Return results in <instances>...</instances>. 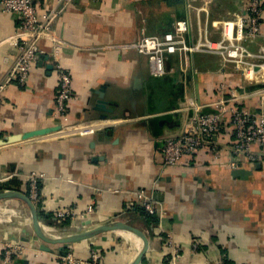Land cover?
Returning <instances> with one entry per match:
<instances>
[{
	"label": "crops",
	"instance_id": "1",
	"mask_svg": "<svg viewBox=\"0 0 264 264\" xmlns=\"http://www.w3.org/2000/svg\"><path fill=\"white\" fill-rule=\"evenodd\" d=\"M57 1L35 0L39 17L43 19ZM244 8L242 0L73 1L53 25L64 43L59 58L72 79V99L66 114L58 116L59 74L52 63V45L43 40L27 84L11 80L1 95L0 193L16 191L30 197L29 176L43 175L38 181L40 200L30 199L50 238L122 222L140 229L149 240L141 264H168L167 234L178 244V264H264V149L254 147L260 156L255 163L240 162L232 169L235 137L228 119L214 138L221 157L207 146L193 160L167 167L162 154L166 142L193 123V113L181 109L184 100L195 98L212 112L210 106L221 97L219 85L228 82L238 90L242 107L260 113L264 92L252 90L242 74L231 64L224 67L216 54L178 52L167 59V74L157 78L148 58L128 47L142 33L172 32L180 19L189 21L185 38L194 47L206 18L221 20ZM19 26V16L4 14L0 6V84L18 56L11 38ZM260 48L264 18L260 37L250 46L253 52ZM100 94L107 102L104 110L97 109ZM97 121L106 127L93 135L54 138L53 130L62 124ZM42 130L50 134L7 141ZM139 192L164 205L166 212L156 227L136 210L143 208ZM89 208L93 212L84 216L85 221L58 217L61 210L80 216ZM89 221L92 224L83 226ZM3 229L8 233L0 236V264H62L59 256L68 251L81 259L97 251L103 264H131L143 247L138 236L123 230L69 244L66 250L61 244H45L35 235L30 210L20 199L0 200ZM8 234L18 240L9 241ZM8 242L22 243L25 255L6 262Z\"/></svg>",
	"mask_w": 264,
	"mask_h": 264
},
{
	"label": "built area",
	"instance_id": "2",
	"mask_svg": "<svg viewBox=\"0 0 264 264\" xmlns=\"http://www.w3.org/2000/svg\"><path fill=\"white\" fill-rule=\"evenodd\" d=\"M73 1L75 0H58L43 19L38 15L35 0L1 1L2 12L17 14L20 18V26L15 36L11 38L17 47L18 56L7 80L0 84V101L2 93L11 80H16L20 86L27 84L38 56L42 53L40 43L48 40L52 45V63L60 80L55 100L56 111L58 116L66 114L68 103L72 99V79L61 64L59 56L64 43L54 33L53 25ZM242 1L245 2L243 12H234L229 17L211 22L206 18L205 23L200 25L199 40L194 47H190L185 38L190 30L189 21L186 19L177 20L172 32L152 36L142 33L138 40L128 47L148 58L151 73L157 78L167 74L166 62L169 56L178 52L184 54L201 52L220 56L224 67L233 65L242 74L246 84H264V48H260L258 52L250 49L261 35L264 0ZM219 90L221 97L210 106L214 109L212 112L206 111L207 106L202 105L195 98L184 100L181 109H187L193 113V123L183 135L166 142L162 150L165 166L176 167L184 159L193 160L207 146L216 158L221 157L222 150L218 148L214 138L218 136L221 125L228 119L235 137L234 145L231 147L230 167L236 169L240 162L253 164L260 158L254 147L264 149V112L254 113L242 107L239 104L238 90L229 88L228 82H222ZM263 90L258 92H264ZM105 125L101 121L62 124L53 134L54 138L58 139L93 135L104 129ZM29 178L30 197L38 202L40 200L38 181L43 178V175L32 174ZM136 194L145 211L157 216L161 221L166 212L164 205L143 192ZM133 205L134 203L130 204V206ZM92 212L93 209L89 208L87 214L76 216L73 211L61 210L58 212V217L74 220L79 217L81 221H85L84 216ZM166 243L171 250L167 256V263L178 264L179 248L172 234H167ZM26 250L20 242L6 243L5 261L11 262L15 256H24ZM59 259L62 264H103L97 251H93L88 259L78 258L74 252L68 251L60 255Z\"/></svg>",
	"mask_w": 264,
	"mask_h": 264
},
{
	"label": "water",
	"instance_id": "3",
	"mask_svg": "<svg viewBox=\"0 0 264 264\" xmlns=\"http://www.w3.org/2000/svg\"><path fill=\"white\" fill-rule=\"evenodd\" d=\"M263 89H264V84L252 85V90L258 91V90H263ZM100 95L102 96L101 97L102 100L98 103L97 109L98 110H104V106L106 105L107 102L105 100H103V95L102 94H100ZM53 131H57V129H55ZM46 134H50L49 131L42 130V131L35 132L32 134H25L23 136L13 137V138H11V140H7V141L18 142L20 140H29V139L43 137L44 135L46 136ZM8 199H20L28 206L30 213H31L32 228L34 230V233L45 244H49V245L61 244V245H63L62 249L66 250L68 248L69 244L91 240L94 237H96L102 233L109 232V231L123 230V231H128L132 234H135L143 242V247H142L140 253L138 254L136 259L131 264H141L144 256L148 252L149 240H148L146 234L143 231H141L140 229L135 228L133 226L126 225L122 222H111V223L93 228L92 230L71 234V235L63 237V238H56V239L50 238L43 231L42 226L40 224V222L42 220V214H41L38 206L30 199L29 196L24 195L20 192H16V191H6V192L0 193V200H8ZM90 224H92V223L89 221V222H86L85 224H83V226H89ZM23 232L26 233L27 230L24 229ZM5 233H8V229L1 230L0 236H2ZM7 237H8L9 241H17L18 240V238L15 234H8ZM42 249H44V248H42ZM46 249H47V251L49 250V248H46Z\"/></svg>",
	"mask_w": 264,
	"mask_h": 264
},
{
	"label": "trees",
	"instance_id": "4",
	"mask_svg": "<svg viewBox=\"0 0 264 264\" xmlns=\"http://www.w3.org/2000/svg\"><path fill=\"white\" fill-rule=\"evenodd\" d=\"M138 212L142 213L144 219L149 225L157 226L160 224V219L155 215L148 214L144 208H138L136 209ZM225 264H231L230 262H226Z\"/></svg>",
	"mask_w": 264,
	"mask_h": 264
}]
</instances>
